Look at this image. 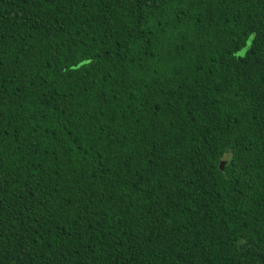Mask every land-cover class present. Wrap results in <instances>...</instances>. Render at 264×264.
Returning <instances> with one entry per match:
<instances>
[{
    "label": "trees",
    "instance_id": "16d2710c",
    "mask_svg": "<svg viewBox=\"0 0 264 264\" xmlns=\"http://www.w3.org/2000/svg\"><path fill=\"white\" fill-rule=\"evenodd\" d=\"M0 264H264V0H0Z\"/></svg>",
    "mask_w": 264,
    "mask_h": 264
},
{
    "label": "rangeland",
    "instance_id": "374dc122",
    "mask_svg": "<svg viewBox=\"0 0 264 264\" xmlns=\"http://www.w3.org/2000/svg\"><path fill=\"white\" fill-rule=\"evenodd\" d=\"M251 41V40H250ZM250 41H249V44H250ZM247 50H248V46L247 47H244V48H242L239 52H237V56L238 57H243V56H245L246 55V53H247Z\"/></svg>",
    "mask_w": 264,
    "mask_h": 264
}]
</instances>
